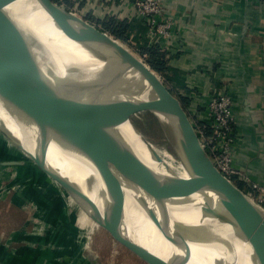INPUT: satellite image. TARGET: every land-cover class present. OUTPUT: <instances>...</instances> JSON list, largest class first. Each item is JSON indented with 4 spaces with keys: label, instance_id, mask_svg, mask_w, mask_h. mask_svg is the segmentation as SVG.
Listing matches in <instances>:
<instances>
[{
    "label": "water",
    "instance_id": "1",
    "mask_svg": "<svg viewBox=\"0 0 264 264\" xmlns=\"http://www.w3.org/2000/svg\"><path fill=\"white\" fill-rule=\"evenodd\" d=\"M34 1L51 15L53 19L51 25L63 30L82 44L86 50L105 59L103 64L118 69L138 85L151 109L161 120L166 133L168 135L170 133L184 151L190 172L230 244L236 250H238V244L245 245L251 251L253 263L264 264V244L259 238L258 227L249 214L248 206L254 204L257 207H263L257 205L243 188L216 165L188 110L162 74L112 33L59 1ZM8 2L9 0H0V8ZM8 26L9 23L0 15V51L22 56L30 62L35 72L36 88L35 92L33 88L31 89L33 102L29 112L24 111L13 99L3 98L0 94V106L19 129L21 142H17L12 136L6 134L13 132L7 126L0 125V131L16 146L25 150L46 173L57 180L86 214L97 220L105 229L120 235L128 246L138 253L150 256L156 264H186L190 257L186 251L188 240L170 228L166 219L169 217L168 213L160 204L154 206L159 221L157 227L169 242L170 251L164 258L141 242L132 222L131 208L135 206L146 215L149 207L148 197L113 170L97 142L94 141L89 146L83 143L81 131L84 118L78 109H76L73 133L66 132L58 125L52 107V73L47 62L35 50L40 38L31 30L13 34L8 30ZM94 88L98 91L95 86ZM60 95L64 102H69L66 93L64 94L61 89ZM80 97L90 110L94 108L89 97ZM105 99L113 109L117 123H124V117L106 97ZM118 137L120 136H116L119 141ZM51 144L56 145L64 154L80 161L92 171L91 176H87L88 181L86 180L89 188L98 192H107L113 198L106 204H94L87 199L82 183L68 179L46 164L44 159ZM181 182L179 185L190 192L184 180ZM156 207L160 208L161 213L156 210ZM197 238L203 239L204 235L199 233Z\"/></svg>",
    "mask_w": 264,
    "mask_h": 264
},
{
    "label": "bare ground",
    "instance_id": "2",
    "mask_svg": "<svg viewBox=\"0 0 264 264\" xmlns=\"http://www.w3.org/2000/svg\"><path fill=\"white\" fill-rule=\"evenodd\" d=\"M0 15L9 23L8 30L13 34L31 30L40 38L35 50L47 62L52 73V107L58 125L66 132L73 133L78 109L84 118L81 131L83 143L89 146L97 142L113 170L148 197L146 215L135 206L131 208L133 225L144 245L164 258L170 251L169 242L157 227L159 221L154 206L160 204L168 213L166 219L170 228L188 240L186 251L190 257L186 264H254L251 251L245 245L238 244L236 250L230 244L190 172L188 159L177 140L168 132L179 160L167 148L157 146L130 123H117L109 103L85 76L87 65L97 61L103 63L105 59L89 52L76 39L51 25V15L34 0H9L1 6ZM56 34L61 44H58ZM32 88L35 92V72L30 62L22 56L0 51L2 97L13 99L24 111L29 112L33 102ZM60 89L66 93L69 102L63 101ZM80 96L89 97L94 108L90 110ZM0 125L12 130L6 134L21 142L19 129L1 106ZM116 136H120L119 141ZM44 162L68 179L82 183L87 199L94 204H106L113 198L107 192L89 188L86 180L92 171L64 154L56 145H50ZM168 175L184 180L190 192L169 179ZM68 195L75 203L73 197ZM248 207L264 244V209L254 204ZM199 233L204 235L203 239L197 238ZM224 239L227 244L223 243Z\"/></svg>",
    "mask_w": 264,
    "mask_h": 264
},
{
    "label": "crops",
    "instance_id": "3",
    "mask_svg": "<svg viewBox=\"0 0 264 264\" xmlns=\"http://www.w3.org/2000/svg\"><path fill=\"white\" fill-rule=\"evenodd\" d=\"M58 1L85 17H130L137 45L169 54L162 75L186 99L193 120L203 122L211 96L229 89L238 136L236 176L243 189L254 183L264 187V0H164V12L173 21L172 36L166 39L148 35V25L134 14L135 0ZM11 232L0 229V264H19L30 252L26 236L34 235Z\"/></svg>",
    "mask_w": 264,
    "mask_h": 264
},
{
    "label": "rangeland",
    "instance_id": "4",
    "mask_svg": "<svg viewBox=\"0 0 264 264\" xmlns=\"http://www.w3.org/2000/svg\"><path fill=\"white\" fill-rule=\"evenodd\" d=\"M86 17L98 23L91 15ZM127 18L129 22L130 17ZM56 37L61 44L57 34ZM120 40L142 57L144 45H137L131 30L128 40ZM85 76L124 117V123H130L157 146L167 148L177 160L180 159L161 120L137 84L101 61L87 65ZM14 173L16 175L11 178ZM168 177L182 183L177 176ZM0 182V229L6 232L17 230L19 235L22 231L34 235L26 236L29 242L25 244H29L30 252L23 255L24 259L19 264H156L150 256L138 253L120 235L105 229L72 202L65 188L50 178L25 150L16 146L2 131ZM254 202L262 206L257 200ZM156 210L161 213L160 208L156 207ZM38 241L41 245H37ZM223 243L227 244L225 239ZM33 248L34 253L31 252Z\"/></svg>",
    "mask_w": 264,
    "mask_h": 264
},
{
    "label": "built area",
    "instance_id": "5",
    "mask_svg": "<svg viewBox=\"0 0 264 264\" xmlns=\"http://www.w3.org/2000/svg\"><path fill=\"white\" fill-rule=\"evenodd\" d=\"M164 9V0H135L134 14L137 19L148 25L147 33L152 39H166L172 36L173 21ZM142 58L147 60V54L143 53ZM233 105L232 92L229 89L222 90L211 96L205 109V120L203 122L193 120L214 162L231 179L239 173L234 167L238 136ZM244 190L264 208L263 186L254 183L251 188Z\"/></svg>",
    "mask_w": 264,
    "mask_h": 264
},
{
    "label": "trees",
    "instance_id": "6",
    "mask_svg": "<svg viewBox=\"0 0 264 264\" xmlns=\"http://www.w3.org/2000/svg\"><path fill=\"white\" fill-rule=\"evenodd\" d=\"M96 20L98 23L96 22L94 23L101 26L102 29L112 33L117 38L124 40L129 39L131 24H129L127 20L119 19L115 15L108 16L107 18L104 19H96ZM141 51L142 53L147 54L148 63L159 73L163 74L167 70V60L169 57V54L167 52L160 51L158 47H146V46H144ZM180 99L185 106L187 104L186 99L184 98H180ZM233 180L237 182L240 185V187L244 188L243 181L239 180L236 175L233 177Z\"/></svg>",
    "mask_w": 264,
    "mask_h": 264
}]
</instances>
